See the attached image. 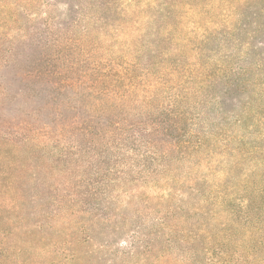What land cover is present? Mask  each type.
Returning a JSON list of instances; mask_svg holds the SVG:
<instances>
[{
    "label": "trees",
    "instance_id": "16d2710c",
    "mask_svg": "<svg viewBox=\"0 0 264 264\" xmlns=\"http://www.w3.org/2000/svg\"><path fill=\"white\" fill-rule=\"evenodd\" d=\"M36 2L35 10L51 11L48 17L28 13ZM61 2L0 0V264H26L37 251L50 257L46 264H241L239 224L253 253L263 251L264 168L239 184L197 177L217 130V140L244 162L250 140L237 127L247 114V130L264 127L263 50L247 54L246 65L234 51L240 38L218 37L227 53L212 49L202 60L214 33H258L264 0H66L55 22L50 17ZM196 14L205 23L187 33ZM15 21L24 37H15ZM108 41L120 47L109 53ZM23 46L40 55L27 52L23 61ZM19 61L30 64L21 71ZM7 70L20 79L14 92L2 79ZM153 84H173L175 91L148 124L126 114L101 117L120 102L149 103L136 90ZM20 97L46 99L49 119L36 123L35 109L18 119L12 103ZM185 164L190 172L179 181L197 203L185 201L178 187L145 191L153 178L173 176ZM238 189L245 193L235 198ZM118 192L129 193L131 216L117 211Z\"/></svg>",
    "mask_w": 264,
    "mask_h": 264
},
{
    "label": "rangeland",
    "instance_id": "374dc122",
    "mask_svg": "<svg viewBox=\"0 0 264 264\" xmlns=\"http://www.w3.org/2000/svg\"><path fill=\"white\" fill-rule=\"evenodd\" d=\"M64 2H66V0H64ZM64 2H61V4L59 5V8H55L53 9V13L52 16L50 18L53 19V21L57 22L60 18V12L65 11L66 9V5ZM36 5H38V2H36L34 4L33 7L28 8V13L32 14L35 13V11H37V15L39 17H48L49 12H46L47 8L43 7V5H41L40 7H37V9L35 10ZM192 20L194 22H190L188 24V28H187V33L189 31L190 28H196L195 23L197 21H201V23H205L204 19L200 18V15H194V17L192 18ZM42 20H37L36 22L40 23ZM262 24L263 26L258 33H256L254 36L248 34L246 31H240L238 30H233L231 36L229 35H222V34H218V33H214L211 37H217V38H213L210 42V44L208 46H206L204 48V52H205V56L202 57L203 61H207L208 57L207 55L212 53V49L215 50L216 54L218 55H222L224 53H227L226 46H223L222 48H218L221 44L220 40L218 39V37H229V38H240L239 42H238V46L237 48L234 50L235 54H238V56H243L244 58H246L245 60V64L249 65L248 63V56H246L247 54L249 56H252L255 50H263L262 53H264V42H261L264 40V15L262 17ZM148 23V25L151 26V24L149 23V19H146V24ZM10 26H14V29H12L13 31H15V37H24V29H20L23 26V23H19V22H14L12 24H9ZM152 27V26H151ZM250 30V29H249ZM151 28H149V33L147 35V37H149L151 35ZM186 33V35H187ZM185 35V36H186ZM32 36V35H31ZM123 37V35H122ZM125 37H127L125 35ZM98 39V37H95ZM183 38V37H180ZM262 43V44H261ZM111 44V49H109V53H113V51L117 50L120 46L116 45L115 42H111L108 41L105 43L106 46H110ZM249 44V45H248ZM259 45V47L254 48L253 45ZM175 46V45H174ZM176 46H178V43L176 44ZM182 49H186V51L189 52L190 56H191V49L190 47L185 44V43H181L180 41V45L178 46ZM261 47H263V49H261ZM23 49L19 50V52L21 53V59L23 61H25L24 57L26 55L27 52H29V54L31 55V59L32 56L34 57V59L36 57H38V55H40V50H34L32 48L28 47H22ZM103 49L101 50L102 53H104V51L106 50V47L103 46ZM123 54H127V53H123ZM194 54H192L191 57ZM78 58H82L79 57V55H77ZM31 59L29 61H31ZM19 63H21L22 65L20 66L21 71L25 68L28 67V65L30 64V62L26 63V62H21L19 61ZM253 65V64H252ZM251 65V66H252ZM5 69V68H3ZM155 73L160 74L161 72H158L157 70H154ZM3 72V74H2ZM2 76H6L7 79L5 77H3L2 79L4 80V83L6 81H9L13 86H12V91H16L18 89V81L20 79H17V81L14 80V72L7 70V71H1ZM1 76V75H0ZM13 79V81H12ZM153 79H151L149 77L148 81H152ZM154 86L152 87H142V88H137L136 90V94H141L143 96L147 97V101L149 103H139L136 100H128L127 102H120V104L115 105L116 107L112 108V113L110 114L109 112H106V114H104L103 116H101L104 121H107V117L111 116L114 117L113 119H116L117 117H119V115L121 114L122 116H125L128 118V120H135V121H140L143 120L145 122H147L148 124V119L150 118L151 120V115H154V109H156L158 106L160 105H165L167 103L170 102V96L171 94L175 91L172 90V85L173 84H153ZM72 94V93H71ZM250 93L248 92V95ZM251 95V94H250ZM254 97V95H253ZM46 99L43 100H39V98H35L34 101H26V98H17L13 101V106L12 109L16 110L17 113H19L18 119H22L24 117H26L23 112H28L30 110H38L37 113V117L35 118L36 123L38 124H42L44 123V121H47L49 119L50 116V108L46 107ZM117 102H115L116 104ZM65 110V112H67L68 114H70L71 110L67 109V108H63ZM6 113H9L7 110H5ZM86 114H88L87 110L84 109L83 112V118H86ZM7 118L12 119L11 116L7 115ZM251 118L249 117V115L247 114L245 116V122L243 123V125H240L237 127V132L240 135H247L248 136V141L250 140V143H248L247 145H245L243 147L244 150L251 152L250 155V159L248 158L247 161L244 162H240L238 161L237 158V154L234 152V150H230L227 149L226 147H224V143L222 141H218L217 139L223 138L222 135L219 133V131L217 130L218 133H216L217 135H212L210 137V147L212 148V151L209 153L210 155L206 156V160H205V166L201 167L200 173L198 175V179L200 181H203L204 178H207L208 180L211 181H219V180H231L233 181L235 184H239L241 183V181H243V178L250 180V181H254L256 180V175L259 176L260 173L263 172V168H264V146L258 144L260 136L259 133L262 132L264 134V127L260 128H256L254 126H250L248 128V130L246 129L248 127V125L251 123ZM252 141V142H251ZM263 158V159H262ZM35 160H39L35 159ZM42 161L44 160H40L39 162L42 163ZM188 165H183L181 166V171L176 173L175 175H170L169 177H165L161 180H158L157 178H153L152 181H150L147 186V188L145 189V191L147 189H152L150 190V193H157V194H165V193H169L171 191V189H173V187H178V192L181 194V196H184V200H189V203L193 204V203H197L199 201L198 197L195 196V194H193L192 196L189 195L188 192V187H181L182 184H180L179 178H182L184 176H186L190 171L186 172L184 171L187 168ZM52 173V170H50V172L48 173L49 175ZM28 179H25L27 185L29 187H31L33 190L36 188L34 183H33V179L28 175L29 172L26 171L24 173ZM177 176V177H176ZM195 180H197L196 178H194ZM194 180V182H195ZM186 181V185L189 184V182L187 180ZM193 181V180H192ZM209 182V181H208ZM159 187V189H157ZM206 188V187H205ZM162 190V191H161ZM163 190H165L163 192ZM185 191V194H183V192ZM241 194H244V191H240V189L237 190V194L235 195V198H238ZM119 196L116 195L117 197V204L116 207H118L117 211L119 209H121V214H127L128 216H131L133 213V209L136 210L135 205H132L133 202L130 201V195L129 193H121L118 192ZM48 201H50V199L48 198ZM52 206V203L50 204ZM138 207V206H137ZM145 210V209H144ZM219 216H225L223 215V213H221ZM146 218L143 217L142 222H145ZM224 219H226V217H224ZM211 227H215V222L212 220L211 223ZM129 229V228H128ZM127 229V230H128ZM235 229L236 231L239 230V238L236 239L237 241V248L239 249V251L246 255L244 256V260H241V264H264V250L263 251H257L256 253H253V251L251 250V246H252V242L248 239L242 238V235H245L244 229L242 225H235ZM121 238H119V242L123 241V239L126 237L125 234H121L120 236ZM53 239H57L53 238ZM234 241V240H233ZM232 242V241H231ZM247 249L249 250V252L247 251ZM50 259V257L46 254V253H40L39 251H37V253H35V259L30 258L29 261L26 264H38L37 260H40L42 262H44V264H46V260ZM45 261H44V260ZM132 260V259H131ZM137 263V259H133L131 261V264H136ZM232 264H240L237 263L236 260L234 259Z\"/></svg>",
    "mask_w": 264,
    "mask_h": 264
}]
</instances>
